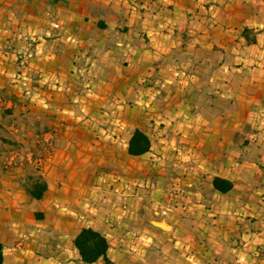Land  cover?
<instances>
[{"label": "crops", "instance_id": "crops-1", "mask_svg": "<svg viewBox=\"0 0 264 264\" xmlns=\"http://www.w3.org/2000/svg\"><path fill=\"white\" fill-rule=\"evenodd\" d=\"M83 226L112 264H264V0H0L4 263L105 264Z\"/></svg>", "mask_w": 264, "mask_h": 264}, {"label": "trees", "instance_id": "trees-1", "mask_svg": "<svg viewBox=\"0 0 264 264\" xmlns=\"http://www.w3.org/2000/svg\"><path fill=\"white\" fill-rule=\"evenodd\" d=\"M151 146L149 136L140 128H136L129 141V153L133 155L147 152ZM28 194L32 198L41 199L48 189L45 178L40 174H31L25 184ZM215 190L226 193L234 188V183L226 178L215 176L213 178ZM73 243L79 251L81 259L86 263H93L102 259L105 264H112L108 256L109 240L106 235L92 227L83 226L73 238ZM0 264L4 263L3 244L0 242Z\"/></svg>", "mask_w": 264, "mask_h": 264}, {"label": "built area", "instance_id": "built-area-1", "mask_svg": "<svg viewBox=\"0 0 264 264\" xmlns=\"http://www.w3.org/2000/svg\"><path fill=\"white\" fill-rule=\"evenodd\" d=\"M56 27L61 28L62 26L59 23H56ZM25 33H27V34H25ZM24 34H25L24 38L31 40L28 43L29 46L33 45V42L36 40V33H34V32L33 33L32 32H24ZM32 55H33L32 50L29 47H27L26 56L25 57L23 56V57L27 60ZM23 63H25V61ZM39 139L46 146V149H45L46 152L48 154L52 153L53 147H54V143H55V134H54V132L53 131H48L47 133L45 132V133H43V134L40 135ZM40 162H39V165L41 166V163Z\"/></svg>", "mask_w": 264, "mask_h": 264}, {"label": "rangeland", "instance_id": "rangeland-1", "mask_svg": "<svg viewBox=\"0 0 264 264\" xmlns=\"http://www.w3.org/2000/svg\"><path fill=\"white\" fill-rule=\"evenodd\" d=\"M55 23H58V22H55ZM60 24V23H59ZM61 25V24H60ZM33 33V32H32ZM35 33V32H34ZM25 34H27V33H25ZM25 34H24V32L23 33H21V35H23V38H24V36H25ZM27 36V35H26ZM24 40L26 41V48L24 49V51L23 52H21L22 53V56H21V60L24 62V61H26V59L24 58L25 56H26V50H27V47H29L31 50H32V52H33V55L30 57V58H32V57H34L35 55H36V51H37V43L39 42L38 40H37V33H36V40L33 42V45H31V46H29V42L31 41V40H29V39H26V38H24ZM38 41V42H37ZM43 49V48H42ZM24 56V57H23ZM23 58V59H22ZM79 77L80 78H82V75H80L79 74ZM87 88L88 87H85V86H83V85H79V89H78V91H79V93H86V90H87ZM165 137L167 136V135H164ZM46 147V146H45ZM167 153V152H166ZM38 168V170H39V166H37ZM102 168H100V172L102 173ZM32 172H34L35 173V170H32ZM177 202H179V201H177ZM176 206H178V204L176 205Z\"/></svg>", "mask_w": 264, "mask_h": 264}]
</instances>
